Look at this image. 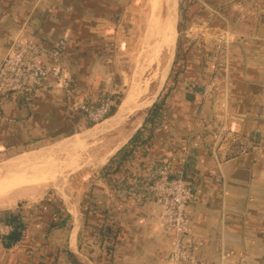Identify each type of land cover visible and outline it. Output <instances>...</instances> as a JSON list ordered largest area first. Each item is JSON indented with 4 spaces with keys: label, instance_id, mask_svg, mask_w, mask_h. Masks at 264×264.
I'll return each instance as SVG.
<instances>
[{
    "label": "crops",
    "instance_id": "0c3cea01",
    "mask_svg": "<svg viewBox=\"0 0 264 264\" xmlns=\"http://www.w3.org/2000/svg\"><path fill=\"white\" fill-rule=\"evenodd\" d=\"M181 1L152 124L147 111L119 134L134 112L101 134L117 131V142L75 192L43 191L1 210L13 230L0 241V264H175L173 233L145 189L163 163L196 195L188 252L203 264H264V0ZM124 2L0 0V57L21 40L57 47L75 86L67 93L48 78L29 95H1L0 150L80 132L89 124L79 103L118 95L121 59L106 40Z\"/></svg>",
    "mask_w": 264,
    "mask_h": 264
},
{
    "label": "rangeland",
    "instance_id": "374dc122",
    "mask_svg": "<svg viewBox=\"0 0 264 264\" xmlns=\"http://www.w3.org/2000/svg\"><path fill=\"white\" fill-rule=\"evenodd\" d=\"M177 2V8L179 9V6L181 5L180 11L182 12V1L180 3V0H177ZM124 4L125 5H123V7L117 11L114 23H110L114 24L115 27L113 28L112 25H109V28H111L109 33L111 34L112 38H110V40H106L108 43H110V49L112 50V52H116L118 58L121 59L119 60V63L122 65V68L120 66L121 69H119V73L120 75H122L121 77L123 79L124 85L121 86V91H119L117 94H119L120 101L121 99H123L124 95L129 90L132 82L137 80L142 83H146L145 85L147 89L145 91V94L142 95L143 97H139L138 101L140 102L144 100L147 102L150 101V98L158 89L159 80L162 75V68L169 53V45L167 44V41L164 42L165 40H161V37L159 36L160 34H158L156 38H152L151 36L147 35V23L151 14L147 0H125ZM164 10L165 6L161 5L160 16L163 18L164 15H166V22H168L169 12L166 14ZM168 36L169 35H167V37ZM220 37L223 36L221 35ZM155 49L157 52H155L156 54L152 56L151 51H155ZM156 56L158 57V59ZM67 74H69L68 70ZM70 79V83H72L71 88L75 89L73 80L71 77ZM203 85L201 86V89H199L201 95H203ZM211 86H213L212 83ZM163 90L164 88L162 89L160 94L165 93L163 92ZM210 92L211 91H209V93ZM158 97L154 104H157L161 107V100L157 102ZM117 105H119V103ZM150 108L149 106H146L143 107L141 110H136L135 114L130 118V120L125 122V124L122 126L119 131V134H123L127 132V130L129 132L131 127H133L134 123L140 120L144 113H146ZM88 124L91 125L93 123L88 122ZM149 124L151 125L152 123ZM117 135V131L112 134H104L102 136L94 138L93 140L87 142L82 146H75L71 149L64 150L59 154L50 155L49 159L53 162V166H48L47 169L49 168V173L53 175L51 181H46L44 184H34L33 186H23L16 189H12L7 192L5 191L6 187L10 185L11 182L13 183V180H17L10 175L16 173L15 168H18L17 171L19 172L21 168L24 169L25 167L29 166L28 164H34L36 163V161H21L14 163L7 170L0 174V196L2 195L0 197V211L12 208L13 203L17 199H23L22 201H24V203L25 201L32 202L35 199L33 195H37L38 193L43 191L50 192L55 190L56 193L65 192L70 194L72 192H75V190L80 187L82 182H88L93 169L99 165V161H102L104 157L110 153V148L116 140ZM19 152L20 151L16 150H0V161L6 158L16 156L17 154H19ZM39 162L41 161L39 160L37 163ZM55 175L58 176L56 177ZM7 179H9L10 181ZM2 182H5L6 187L4 183L2 184ZM8 182L10 184H7ZM2 185H4V187H2Z\"/></svg>",
    "mask_w": 264,
    "mask_h": 264
},
{
    "label": "built area",
    "instance_id": "2783aa9c",
    "mask_svg": "<svg viewBox=\"0 0 264 264\" xmlns=\"http://www.w3.org/2000/svg\"><path fill=\"white\" fill-rule=\"evenodd\" d=\"M61 51L29 40L14 43L0 57V96L8 93L29 95L44 80L53 78L67 93L73 91L69 74L61 63ZM41 58L49 64H41ZM211 83L202 87L203 96L211 91ZM114 100L105 97L97 103L81 102L79 109L90 123H97L111 113ZM147 199L161 208L160 226L173 233L171 258L175 264H203L184 247L182 238L188 231L189 205L195 201L193 186L182 171H173L168 163L157 167L154 177L146 185ZM13 230L7 220H0V241Z\"/></svg>",
    "mask_w": 264,
    "mask_h": 264
},
{
    "label": "bare ground",
    "instance_id": "6f19581e",
    "mask_svg": "<svg viewBox=\"0 0 264 264\" xmlns=\"http://www.w3.org/2000/svg\"><path fill=\"white\" fill-rule=\"evenodd\" d=\"M172 0H147L148 5H149V9H150V18L148 19V23H147V35L151 36L152 38H156L158 34H160L159 36L161 37V40H165L164 42L167 41V44L169 45V49L171 48V43L172 40L174 38V30L173 27L171 25L170 22H166V15H164V17L162 18L160 16V8L161 5L165 6V13L167 14L169 12V16H168V21H170V16L173 12V7L171 4ZM164 8V7H162ZM162 13V12H161ZM169 35L167 37V35ZM160 46V45H159ZM158 46V47H159ZM165 46V45H164ZM157 47V48H158ZM161 48V47H160ZM151 50V49H149ZM159 51V50H158ZM157 52L156 49L155 51H151L152 56L155 55ZM161 52V51H160ZM168 52V51H167ZM157 57V56H156ZM158 59V57H157ZM153 60V59H152ZM147 61V60H146ZM158 61V60H157ZM155 62V61H154ZM154 64V63H153ZM146 65V64H145ZM163 69V68H162ZM138 71V70H137ZM159 71V70H158ZM141 73V72H140ZM161 73V72H160ZM148 77V76H147ZM150 78V77H149ZM142 81V80H141ZM146 81V80H144ZM146 83H142L140 81L135 80L134 82H132V84L130 85L129 90L126 92V94L124 95L123 99L121 100L120 106H119V111H123L125 110L127 107L134 105L136 103H138V99L139 97H141L142 95L145 94L146 89ZM143 97V96H142ZM141 97V98H142ZM146 109V108H144ZM140 112V111H139ZM128 131V130H127ZM122 135V134H121ZM126 135V133H125ZM120 138V137H119ZM123 139V138H122ZM125 139V138H124ZM115 142V141H114ZM117 142V141H116ZM115 142V143H116ZM122 143V142H120ZM92 144V143H91ZM114 144V143H113ZM118 144V143H117ZM89 145V144H88ZM119 145V144H118ZM86 146V145H85ZM115 147V146H114ZM84 148V147H83ZM72 154V153H71ZM69 155V154H68ZM74 155V154H73ZM80 155V154H79ZM64 156V155H63ZM100 156V155H98ZM60 157V155H59ZM52 158V157H50ZM58 158V157H57ZM64 159V158H63ZM69 159V156H68ZM21 161H29V162H35V161H31V160H17L13 163L10 164H5V163H1L0 164V174L3 173L5 170H7L10 166H12L14 163L16 162H21ZM39 161V160H38ZM38 161H36V163L34 164H28V167H25L24 169H20L19 172L17 171L18 168H15L16 173L10 174L11 176L14 177V179L17 180H13V183L11 182V184L8 182L7 184H10L6 187L5 182H2V184L4 183L6 190L5 191H10L12 189H16L19 187H23V186H33L34 184H44L46 181H51L52 180V174L49 173V168L47 169V167H52L53 166V162L50 161L49 157L45 158L43 160H40L41 162L37 163ZM63 161V160H62ZM65 161V160H64ZM70 161V160H69ZM72 162V161H71ZM100 162V161H99ZM70 163V162H69ZM73 163V162H72ZM62 164V163H61ZM74 164V163H73ZM26 165V164H25ZM59 165V164H58ZM65 165V163H64ZM75 165V164H74ZM68 169V168H65ZM63 169V170H65ZM73 169V168H72ZM61 172V171H60ZM9 176V175H8ZM56 176V175H55ZM58 176V175H57ZM56 176V177H57ZM5 179V178H4ZM9 180V179H7ZM10 181V180H9ZM4 185H2V187H4ZM1 186V185H0ZM4 191V188H3ZM2 196V195H1ZM0 196V197H1Z\"/></svg>",
    "mask_w": 264,
    "mask_h": 264
},
{
    "label": "water",
    "instance_id": "95a60500",
    "mask_svg": "<svg viewBox=\"0 0 264 264\" xmlns=\"http://www.w3.org/2000/svg\"><path fill=\"white\" fill-rule=\"evenodd\" d=\"M173 12L170 16V22L173 30H174V38L171 43V48L169 50L167 59L165 61V64L162 69V75L159 80L158 89L153 94V96L150 98V101H140L134 105H131L127 107L123 111H119V109L114 110L111 112L108 116H106L104 119L97 123H93L89 125L86 129L74 133L72 135H68L66 137H63L49 145H46L45 147H40L36 149H32L29 151H20L19 154L16 156H13L11 158H6L4 160L0 161L1 163L10 164L17 160H24L28 159L31 161H38L41 159H45L53 154H59L63 152L64 150L71 149L75 146H82L86 144L87 142L93 140L94 138L100 136L104 132L108 131L109 129H112L116 126H118L121 122H123L125 119H127L133 112L136 110H141L143 107L149 106V108L154 104L157 97L159 96L160 92L162 91L167 78L170 74L173 59L175 56V46L177 41V10H178V2L177 0L171 1ZM149 111V109H148Z\"/></svg>",
    "mask_w": 264,
    "mask_h": 264
},
{
    "label": "trees",
    "instance_id": "16d2710c",
    "mask_svg": "<svg viewBox=\"0 0 264 264\" xmlns=\"http://www.w3.org/2000/svg\"><path fill=\"white\" fill-rule=\"evenodd\" d=\"M109 98L113 99L114 100V103L115 105L112 107L111 109V112H113L114 110H116V107H117V104L119 103V94L116 95V97H112L110 96ZM159 105L157 104H154L150 109H149V112L147 113L146 115V118H145V124L147 123H152L155 115L157 114V112L159 111Z\"/></svg>",
    "mask_w": 264,
    "mask_h": 264
}]
</instances>
